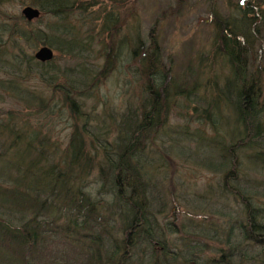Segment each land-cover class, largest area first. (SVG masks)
<instances>
[{
	"label": "trees",
	"instance_id": "16d2710c",
	"mask_svg": "<svg viewBox=\"0 0 264 264\" xmlns=\"http://www.w3.org/2000/svg\"><path fill=\"white\" fill-rule=\"evenodd\" d=\"M76 2L78 0H33V6L40 7L42 16L50 13L56 18V21L47 23L46 30L32 26L24 28L23 18H14L13 22L7 24L8 27L5 21H1L4 25L1 32L9 37L0 44V73L4 74L0 76V264H53L54 260L48 258L50 253L44 252L41 246L48 230L45 226L49 223L42 219L45 216L53 217L52 222L63 221L65 225L58 226L57 231L62 234L64 231L66 237L80 240L86 246L80 264H130L132 248L143 237L152 244L153 236L145 235L157 232L148 214L150 200L143 153L149 144L160 137L159 131L167 124L175 104L172 100L180 95L187 99L191 97L192 88L199 84L201 70L192 73L189 68H183L179 73H173L172 60L169 62L160 58L159 42L152 39L147 43L141 40L138 33L140 39L137 40L136 49L143 51L139 57L140 66L134 72L136 74L139 70L138 75L142 72L140 101L136 107L130 106L120 114V119L111 115L107 120H99L97 113L88 111L95 109L93 105L88 106L83 97L90 98L97 92L100 74L105 68L100 71L98 63H80L74 81L73 75L67 74L68 70L75 69L73 66L62 73L60 69L56 70L55 59L40 62L25 50V45L30 44L34 47L49 45L72 58L73 55L85 53L91 47L93 37L88 35V43L80 27L73 25ZM249 3L258 12L264 0H250ZM237 7L239 10L242 8L239 3ZM243 8L241 12L246 18L248 13ZM112 14L114 11H109L105 17L111 18ZM237 15L234 21L238 28L235 42H228L224 51H220L219 32L212 37V51L224 56L222 60L230 67L232 75L226 80L224 91H221L223 96L217 100L218 97L213 96L216 93H212L213 97L208 101L217 108L220 101L227 104L237 123L229 133L233 142L226 145L218 136L215 137L214 132L213 137L203 138L214 149L216 156L221 157L219 164L213 165L212 169L224 173L225 192L234 195L243 206L244 218L239 231L247 243L255 246L246 264H264V205L260 203L258 195H251L248 185L237 182L234 187V181L240 179L244 161L249 159L264 163V152L257 150L261 148L264 138V107L256 82L252 87L247 84L252 77L255 80L258 77H255L257 71L250 74V67L246 64L251 54L245 50V36L239 33H246V21ZM24 21L32 25L31 21ZM258 56L260 58L255 59L261 61V52ZM111 65L107 64L109 68ZM257 66L253 62V68ZM35 76L53 89H58L62 79L70 80L65 87V101L71 113L83 117L84 122L80 128L73 127L69 144L62 151L49 134L34 131L37 129L27 124L25 113L19 108H4L8 98H11L17 99L28 110H45V106H37L46 98L27 86L28 80ZM70 92L73 94L70 95ZM40 132L45 136H41ZM95 171L103 182L102 187L113 193L116 204L121 208L119 230L124 233V238L113 235L112 239H106L105 235L111 233L105 225H100L99 235L87 233L94 230L93 223L87 230V221L93 220L99 204L86 190L87 178ZM88 235L92 237H86ZM157 253L158 258L163 257L168 249L157 250ZM229 253V259H224L223 254L212 264H245V258H241V262L234 261V258H238L235 246H230ZM169 255L175 259L174 262L179 261L175 253L169 252ZM64 261L68 262L67 257Z\"/></svg>",
	"mask_w": 264,
	"mask_h": 264
},
{
	"label": "rangeland",
	"instance_id": "374dc122",
	"mask_svg": "<svg viewBox=\"0 0 264 264\" xmlns=\"http://www.w3.org/2000/svg\"><path fill=\"white\" fill-rule=\"evenodd\" d=\"M32 1L0 0V44L9 37L1 32L4 31L1 21H5L7 26L14 18L27 20L22 11L27 5L33 6ZM239 2L240 0H78L73 10V25L80 27L86 39L88 35H92L91 47L85 53L73 55V58L55 50L56 70L66 73V68L73 66L75 69L68 70L67 74L73 75L74 81L77 79L75 75L79 72L80 63H98L100 71L105 68L100 74L101 82L97 92L90 98L83 97L85 103L93 105L95 109L88 111L97 113L101 121L107 120L111 115L120 119V114L130 106L136 107L140 101L142 72L141 75H138L139 70L136 74L134 72L140 66L139 57L143 51L136 49L140 38L147 43L152 39L159 42L160 58L169 62L172 60L173 73H179L183 68H189L192 73L201 70L199 84L192 88L191 97L187 99L180 95L172 100L175 104L167 124L159 131L160 137L156 138L155 143L149 144L143 153L150 200L148 214L155 225L153 227L152 224V227H156L157 232L145 235L153 236L152 244L143 237L132 248L130 264H212L213 260H219L223 254L224 259H229L230 246H235L237 250L238 258H234V261L245 258L246 264L248 255L255 251V246L247 243L239 231L240 222L244 218L243 206L236 201L234 195L225 192L224 173L212 169L213 165L219 164L221 157L218 154L216 156L214 149L203 138L213 137L215 133V137L218 136L226 145L233 142L232 134L229 133L237 123L227 104L220 101L217 108L208 101L213 96H217V100L223 96L221 91H224L226 80L232 75L230 67L222 60L224 56L212 51V37L217 33L220 22L228 21L231 16L234 18L236 14L240 15L238 18H244L237 7ZM250 8L257 15L261 12H257L253 5ZM109 11H114L111 18L105 17ZM24 20V28L32 26L34 29L46 30L47 23L56 21V18L45 13L41 18L31 21L32 25ZM261 24L264 26V20L256 24L259 27L256 34L260 36L253 35L257 39L253 54L252 51H247V54H252L253 62L258 65L256 68H253V64L249 67L250 74L257 71L255 77L258 79L254 78L253 83L256 82L264 107V53L261 54V61L255 59L260 53L257 48L264 40V29L260 31ZM239 33L247 40V33ZM87 42L90 43V39ZM41 46L43 45L34 47L27 44L25 50L35 56ZM246 48L251 47L246 45ZM135 51L140 52L137 54ZM109 63H112L110 68L107 66ZM2 75L4 74L0 73ZM69 81L62 79L58 89H53L38 76L28 80L27 86L46 98L37 106H45L44 111L38 108L28 110L17 99L8 98L4 104L6 110L10 107L19 108L25 113L27 124L37 129L34 131L41 130L43 134H49L61 151L67 148L73 127L80 128L84 122L83 117L71 113L70 106L65 101V87ZM190 83L193 85V82ZM247 84L250 86L249 81ZM212 93L216 94L211 96ZM76 101L81 107L78 98ZM262 121L264 125V115ZM43 134L41 136H45ZM260 147L257 150L264 152V138ZM242 168L240 179L234 181V187L237 182L248 185L251 195H258L261 199L259 202L264 205V163L248 159L244 161ZM86 183V190L93 200L99 202L93 220L87 221V227L85 226L89 230V225L93 223L94 230L87 233L99 235L100 225H105L111 233L105 235L106 239L117 235L124 238V233L119 230L121 208L116 204L113 193L102 187L103 182L96 171L87 178ZM42 219L49 223L45 226L48 230L41 246L44 252L50 253L48 258L54 260L53 264L82 263L86 246L80 240L74 241L71 236L66 237L64 231L63 234L57 231L58 226L65 225L63 221L52 222L53 217L50 216ZM85 240L90 239H83ZM161 249H168V253L158 258L157 250ZM169 252L175 253L179 260L177 263ZM66 257L69 263L64 261Z\"/></svg>",
	"mask_w": 264,
	"mask_h": 264
},
{
	"label": "flooded vegetation",
	"instance_id": "af4514ba",
	"mask_svg": "<svg viewBox=\"0 0 264 264\" xmlns=\"http://www.w3.org/2000/svg\"><path fill=\"white\" fill-rule=\"evenodd\" d=\"M249 2H250V0H248L244 5H241V3L239 2V5L242 6V8L244 6H247L246 8H243L244 10L246 9L247 10L246 12L248 13L246 16L247 20H246V24H245L246 33H247L246 45H247V47H251V48L250 49L246 48V51H254L253 50L254 43L257 41V39L255 40L253 38V35H255L254 30H257L259 28L257 26H254V24L255 23L259 24L260 21L264 20V4H263V7H261L259 10L261 12L259 13V15H257L255 13V11L250 8ZM242 8H240V11ZM237 16H240V15H237ZM236 18H237L236 16H234V18H232V16H231V19H229L228 21H225L224 23L220 22L218 24V28H217V33L219 32L218 48L220 51H221V49L224 50L227 47L226 45L228 42L233 43V42H235V39L237 40L236 33H237L238 28L234 24V21L236 20ZM255 21H257V22H255ZM225 23H226V25L223 27V24H225ZM262 29H264L263 24H261L260 31H262ZM256 35H257V37L260 36V34H256ZM234 36H235V38H234ZM262 36L264 37V33L262 34ZM257 49H258V51L261 52V54L264 53V40L261 42V44H259V47ZM261 58H263V55H261ZM252 64H253V59H252V54H251V56L248 59V65L250 66ZM253 81H254V79L252 77L251 80L249 81L250 86L253 84Z\"/></svg>",
	"mask_w": 264,
	"mask_h": 264
},
{
	"label": "water",
	"instance_id": "95a60500",
	"mask_svg": "<svg viewBox=\"0 0 264 264\" xmlns=\"http://www.w3.org/2000/svg\"><path fill=\"white\" fill-rule=\"evenodd\" d=\"M248 0H241V5H244ZM23 15L28 21L39 19L42 15L41 9L38 7L27 5L23 8ZM35 57L40 62H49L55 58V50L49 45H43L38 48Z\"/></svg>",
	"mask_w": 264,
	"mask_h": 264
}]
</instances>
